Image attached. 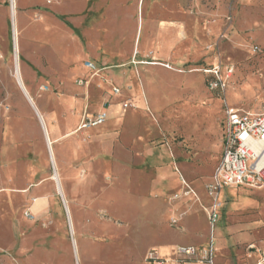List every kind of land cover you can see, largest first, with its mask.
Masks as SVG:
<instances>
[{
  "label": "rangeland",
  "instance_id": "obj_1",
  "mask_svg": "<svg viewBox=\"0 0 264 264\" xmlns=\"http://www.w3.org/2000/svg\"><path fill=\"white\" fill-rule=\"evenodd\" d=\"M229 108L264 114V0H0V264L209 242ZM224 190L217 264H256L264 187Z\"/></svg>",
  "mask_w": 264,
  "mask_h": 264
},
{
  "label": "built area",
  "instance_id": "obj_2",
  "mask_svg": "<svg viewBox=\"0 0 264 264\" xmlns=\"http://www.w3.org/2000/svg\"><path fill=\"white\" fill-rule=\"evenodd\" d=\"M85 66L91 71L98 72L90 62ZM213 74L218 77L219 70H215ZM213 85L218 87V83ZM113 92L118 94L119 90L113 88ZM106 120V113H99L91 120L85 116L78 131L95 128L104 124ZM242 186L251 189L264 187V114L229 108L225 114L221 159L211 183L206 187L213 200L208 211L211 237L215 225L220 220L221 192L226 188ZM146 262L148 264H215L213 238L206 248L177 247L176 258H166L159 250L152 249L146 255ZM258 264H264V261Z\"/></svg>",
  "mask_w": 264,
  "mask_h": 264
},
{
  "label": "crops",
  "instance_id": "obj_3",
  "mask_svg": "<svg viewBox=\"0 0 264 264\" xmlns=\"http://www.w3.org/2000/svg\"><path fill=\"white\" fill-rule=\"evenodd\" d=\"M87 62H85V64H86ZM85 64H84V67L85 68H87L86 66H85ZM103 69H105V68H103ZM94 72V71H93ZM99 72V71H98ZM228 76H230V74H228ZM88 84V83H87ZM81 85V84H80ZM82 85H84V84H82ZM113 88H116V87H113ZM86 116V114H84L83 115V117H82V119L84 118ZM87 117V116H86ZM81 122H82V120H81ZM81 122H80V124H81ZM224 122H225V118H224V121H223V126H222V130H221V132H222V141H223V129H224ZM80 124H79V126H80ZM79 126H78V128H79ZM221 147H222V144H221ZM222 150V149H221ZM221 155H222V151H221ZM220 159H221V156H220ZM220 161V160H219ZM233 188H239V189H243V190H250L251 188H248V187H233ZM226 189H231V188H226ZM238 190V189H237ZM228 193V192H227ZM224 194H226V191L225 190H223L222 192H221V197L224 195ZM68 218V217H67ZM207 221H208V219H207ZM207 221L205 220L204 221V224L201 226H198L199 227V229H197V223H195L196 225H194L193 227H194V229L193 230H191L190 232H189V239H188V241H187V245H185V246H195V247H198V248H206V247H208L209 245H210V242H211V239L213 238V243H214V233H213V236L210 238V241L209 242H200V243H197V239H196V236H197V233L199 232V233H201V237H203V230H202V228L203 227H205V228H207L208 229V227H207ZM208 225H209V222H208ZM210 231H211V229H210ZM162 246V245H161ZM161 246H154V247H151V248H149L148 250H147V252L145 253V255H144V263L145 264H148L147 262H146V255H147V253L150 251V250H152V249H157V250H159L161 253H162V255L164 256V257H166V258H176V249H166V250H164V251H162V248L160 249V247ZM250 246H253L254 247V249L252 248V249H250V251H252V253L253 254H255V256H256V264H258L259 262V260L260 259H263V257H264V242H263V245L262 246H257L256 244H253V243H251L248 247H250ZM167 247V246H166ZM179 247V246H178ZM214 247H215V245H214ZM168 248V247H167ZM218 252L219 251H217V252H215V264H217V260H218Z\"/></svg>",
  "mask_w": 264,
  "mask_h": 264
},
{
  "label": "bare ground",
  "instance_id": "obj_4",
  "mask_svg": "<svg viewBox=\"0 0 264 264\" xmlns=\"http://www.w3.org/2000/svg\"><path fill=\"white\" fill-rule=\"evenodd\" d=\"M15 10V4H14V2H13V4H12V12H15L14 11ZM14 16V15H13ZM15 17V16H14ZM15 21V20H14ZM15 33H16V31H15ZM16 37V36H15ZM17 40L18 39H16V63L18 62L17 61V51H18V43H17ZM18 65V64H17ZM56 180H57V178H56ZM64 197V196H63ZM67 208L69 209V207L67 206ZM69 211V215H68V217H69V219H70V221H71V223H72V225H73V222H72V218H71V213H70V209L68 210ZM75 239V238H74ZM78 254V253H77ZM79 255V254H78Z\"/></svg>",
  "mask_w": 264,
  "mask_h": 264
},
{
  "label": "water",
  "instance_id": "obj_5",
  "mask_svg": "<svg viewBox=\"0 0 264 264\" xmlns=\"http://www.w3.org/2000/svg\"><path fill=\"white\" fill-rule=\"evenodd\" d=\"M65 210H66V214H67V217H68V210H67L66 206H65ZM68 220H69V217H68Z\"/></svg>",
  "mask_w": 264,
  "mask_h": 264
}]
</instances>
